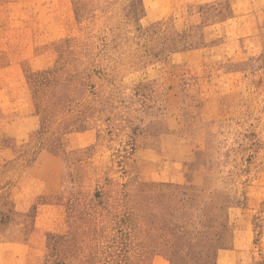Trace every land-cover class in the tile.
I'll use <instances>...</instances> for the list:
<instances>
[{
	"label": "rangeland",
	"instance_id": "1",
	"mask_svg": "<svg viewBox=\"0 0 264 264\" xmlns=\"http://www.w3.org/2000/svg\"><path fill=\"white\" fill-rule=\"evenodd\" d=\"M0 264H264V0H0Z\"/></svg>",
	"mask_w": 264,
	"mask_h": 264
}]
</instances>
